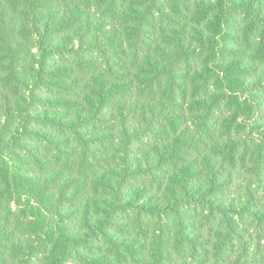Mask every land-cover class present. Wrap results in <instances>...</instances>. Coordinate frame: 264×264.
Wrapping results in <instances>:
<instances>
[{"label": "trees", "instance_id": "16d2710c", "mask_svg": "<svg viewBox=\"0 0 264 264\" xmlns=\"http://www.w3.org/2000/svg\"><path fill=\"white\" fill-rule=\"evenodd\" d=\"M0 264H264V0H0Z\"/></svg>", "mask_w": 264, "mask_h": 264}]
</instances>
